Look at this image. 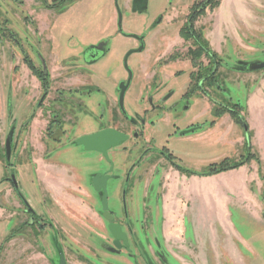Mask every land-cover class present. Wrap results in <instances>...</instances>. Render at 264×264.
<instances>
[{
	"label": "rangeland",
	"instance_id": "1",
	"mask_svg": "<svg viewBox=\"0 0 264 264\" xmlns=\"http://www.w3.org/2000/svg\"><path fill=\"white\" fill-rule=\"evenodd\" d=\"M126 1L71 0L69 7L60 10L58 15L52 11L37 17L40 34L43 33L41 37L32 34L33 29L23 22L32 4L31 0H26V9L13 0H0V25L5 33H0V191L5 190V205H0V244L22 211L18 196L4 181L5 177L13 175L27 202L32 203L38 212L46 216L53 215L60 231V235L55 236L56 241L63 250L67 264H129L125 256L113 257L106 251L105 246L111 239L103 227L104 221L100 222L94 217L101 224V234L104 236L98 237L90 229L95 227L94 220L88 218L91 212L89 208L79 206L77 199L71 196L64 199L66 195L62 189L49 187L46 180L54 178L56 172L70 171L69 168L85 178L88 172L100 166L98 153L85 151L81 146L71 143V132L92 133L107 125L120 130L126 127L116 106L117 86L121 78L127 77L123 58L127 51L138 47V42L132 36L138 34L144 35V49L133 52L127 59V68L132 76L123 107L132 114L145 109L149 105L148 99L155 93L162 97L159 102L162 111L149 113L146 119L156 124L149 132L153 138L151 146L160 148L165 144L167 134L173 131L172 123L182 128L189 122L202 125L205 121H215L221 119L222 113L217 112L214 102L224 105L236 103L245 120L246 129L237 123L232 114L227 113L235 123L233 130L228 124L218 127L214 135L196 129L187 134L192 135V139L183 138L187 135H174L167 146L183 167L197 173L204 172L210 165L244 162L208 176H194L198 178L192 180L188 176L176 174L166 165L163 169V185L155 183L151 199L148 200L142 196L145 170L152 161L159 168L162 160H159L154 147L151 155L140 161L143 149L148 144L140 138L135 140L129 137L107 152L118 173L123 174L132 163H136L128 181L121 182L122 188L129 191L127 209L130 213L133 211L135 216L137 212L141 213L144 223L150 222L151 226L157 223V228H162L158 234L170 264H264V126L262 129L252 125L249 127V120L256 122L260 117L249 110L247 105L249 93L264 79V68L249 70L246 67V64L264 61V0H217L214 6L208 3L202 8L196 25L208 43L212 37H217L219 41L224 34L228 36L230 33L229 37H224V40L212 47L213 51L216 50L215 60L220 63L215 72L217 83L209 87L206 97L195 91L186 94L192 69L189 61L173 59L167 63H158L169 45L178 40V31L187 19L190 6L201 0H150L142 13L127 12ZM31 8L35 10L37 6ZM159 18L161 21L157 24ZM119 19L122 34L116 32ZM4 20H7V24ZM10 30L18 33L23 41L30 42L33 47L29 48V52L35 61H38L40 50L37 42L44 37L55 55L77 62L78 66H84L83 59H78L83 55H78V52L87 42H96L102 38L111 43L113 50L110 58L97 68L100 70L95 72L94 77L79 70L73 75L72 82H86V85L77 87V110L65 111L62 115L71 117L76 113L78 119L65 124V128L69 127L70 130L60 142H52L49 164L43 166L45 173L40 172L39 176L32 167V156L28 150L16 160L13 149L9 159H6L2 150L1 143L6 141L5 135L10 129L13 140L20 139L24 144L29 145L35 137L28 135L31 133L29 124L24 125L32 113L31 108L23 105V116L21 113V116L17 115L14 108L12 116L16 119L8 117L4 110L9 97L13 107L22 99L20 78L29 87L31 83L22 65L20 49L6 36ZM69 41L77 43L71 52L67 50ZM73 56L78 58L74 60ZM177 71L181 72L176 74ZM65 77L69 78L70 75ZM170 92L171 96L165 100ZM23 100L27 102V99ZM31 129L33 131V127ZM27 130L29 132L25 133ZM242 136L246 139L245 146L237 143V137ZM243 165H247L245 188L237 185L236 175L216 176ZM205 177L209 178L202 179ZM113 185H116V181H109L108 186ZM189 185L191 193L187 191ZM69 190L75 198L83 196L85 200L89 199L73 187ZM50 193L63 198L76 217L66 215L57 203L51 206L53 200ZM108 205L122 215L119 196L110 198ZM97 209H100L98 205ZM144 211L153 214L146 219ZM79 212L88 214L86 221ZM57 215L62 219L59 220ZM13 232L14 238L5 243L0 253L2 264H58V252L49 242L51 235H48L47 230L40 234L34 232L33 242L21 230ZM83 249L86 250L84 253L89 254L85 260L81 257Z\"/></svg>",
	"mask_w": 264,
	"mask_h": 264
},
{
	"label": "flooded vegetation",
	"instance_id": "2",
	"mask_svg": "<svg viewBox=\"0 0 264 264\" xmlns=\"http://www.w3.org/2000/svg\"><path fill=\"white\" fill-rule=\"evenodd\" d=\"M13 1H15L20 6L25 7L24 9H26V0ZM70 1L71 0H31L32 4L30 5V9L28 10L26 16H24L26 22H23L24 24L29 25L30 29H33L32 34L42 37L43 33L40 34V22L38 21L37 17L46 14L44 12L49 13L52 11L55 12L54 14L58 15V12L60 10L69 7ZM134 1L138 0H132V2ZM200 2H202V0L199 2H194L190 6L189 12L187 14V19L185 20V22H183L178 31V40L172 42L169 45V47L167 48V52L164 53L163 57L158 60V63H167L168 61L173 59H184L186 61H189L192 69L189 72L188 92H186V94L195 91L201 94V96L206 97L208 96L209 87L217 83V80L215 78V72L217 71V67L219 66L220 62L218 61L217 63H214L213 58L209 55L214 51L209 45L207 39L202 36L200 28H198V26L196 25V19L199 14L192 19L193 12L200 11L201 7L197 5ZM33 6H37V9H32L31 7ZM130 8L127 10L125 6V10L127 12L142 13L146 10L147 6L145 4L144 6H142V8L135 9L134 5H131ZM160 21L161 20L159 18L156 23L158 24ZM4 22L5 24H7V20H4ZM48 22L51 24L50 19H48ZM120 24L121 21L119 19V28L118 30H116L118 34H122ZM3 30V27L0 25V33L5 34ZM9 33L10 34L6 36L8 37V40L11 41V43H14V45L20 49V52L22 54V65L25 66L28 75L27 77L30 79L31 83L29 87V85H25V82H22L23 80L20 78L19 90L21 92L20 95L22 99L20 98V100L13 107L11 98L9 97L6 102V107H4V110L6 112L5 114H7L8 117H13V119H16L14 115L12 116L14 108L16 109L15 111L18 112L17 115L21 113L22 116L25 115V113L22 111L23 105H26L27 108H31L32 113H30L28 120L25 119L26 121L24 125L27 126V124H29L28 129L32 134L30 133L28 135L35 136L34 141L29 142V145L26 143L24 144L23 141L20 142V139L13 140L12 129H10L5 135L6 141L8 140L9 143V157L12 149L14 150L15 160L18 159L19 156L25 152V150H28L29 154L32 156V167L39 176L40 172L45 173V168L43 166L45 164H49V151L51 150L52 142H60L61 138L64 137L65 134L70 130L69 127L65 128V124L70 123L72 119H78L77 117H75L76 113L71 117L62 115L63 113H65V111L77 110V103H79L78 98L76 96L79 94V88L77 87L81 85H86V82H72L74 79L73 75L79 70L82 71V73H86L94 77L95 72L100 70L97 68H99L106 61L107 58H110L113 50L111 47V43L103 41L102 38L98 39L96 42H87L86 44H84V48L78 52V55L81 54L83 56L79 58L78 56L72 57V59L74 60H76L77 58L83 59L84 66H78L76 64L77 62L73 63L66 59H61V57H59L57 54L55 55L54 52L51 51L48 43L46 42L47 38L44 37L43 39L41 38L37 42L40 50L37 54L38 61H35V59H33L29 52V48L33 47L30 45V42L23 41L22 38L18 35V33L13 30H10ZM132 36L138 42V47L127 51V53L124 55L123 65L127 69V77L121 78V81L117 86L118 97H116V106L120 112V119L124 120L126 127H123V130H120V128L107 125L105 128L92 133L76 134L74 132V134L73 132H71V143L81 146L85 151H93L98 153L100 166L98 167V169L92 172H88L85 178L76 173L74 169L69 168L70 171L66 170L65 172H56V175H54L55 177L49 180L47 178L46 182L48 183L49 187H60L62 189L61 191H63L66 195L64 199L68 198V196H71L74 199H77V201L79 202V206H82L83 208H89L91 212L87 213L91 216L89 215L88 217V214L82 212H79V215L81 214L82 218L84 217V220L86 216L88 218H91V220H94L95 229L92 227L90 229L91 232H93L98 237L104 236L101 234V224L97 223L94 217H97L100 222L102 220L104 221L103 227L109 234V237L111 239L110 243L105 246V249L113 257L125 256L129 264H170L169 260H167L166 258L164 246L163 243H161L158 234L160 230L162 231V228L158 229L157 223L153 224V226H151L150 222L144 223L142 218L140 217L141 213L137 212L135 216L133 211L132 213H130L131 211L129 210V208L127 209L126 201L129 191L122 188L121 182L128 181L130 172L135 168L136 163H132V165L128 169H126L123 174L118 173L115 169L114 164L112 163V161L109 160L107 155V152L110 149L118 147L129 137L135 140H138L140 138V140H144L148 144L143 149L140 161L144 157L151 155V152L155 147L154 145L151 146L153 138L149 135V132L156 124L154 121H147L146 119L149 113H155L156 111L162 109V104H159L162 97L159 94L155 93L153 97H151V99H148L149 105L145 109L138 112L135 111L132 114L126 112L123 107V100L126 91L130 86L132 76L131 71L127 68V59L133 52H139L144 49V35L135 34ZM203 42H205L206 45ZM76 44L77 43L75 42L70 43L69 41V49H67L68 52L73 51L76 48ZM140 47H142V49L138 50ZM92 64H96V67H88ZM180 72L181 71H177L176 74H179ZM68 75H70L69 78L65 77ZM64 81H66L65 84ZM125 85L127 86L123 92L122 105H120L119 97L121 93V87ZM96 87L100 88L99 85H96ZM170 96L171 92L166 96L165 100L168 99ZM23 98L27 99L26 103ZM214 103L217 112L222 113V115L227 113H233L234 118L237 120V123H240L246 129L245 120L243 118L240 108L236 103L232 105H224L218 102ZM214 124V120L205 121L202 125H199L194 122H189L186 123L182 128L177 126L175 123L171 124V126L173 127V131L167 134V137L164 139L165 144L162 145L160 148L155 147V152H157L159 160H162V162L159 163V168L156 167L157 163L152 161V163L145 170V175L143 176L144 179L142 182L143 198L148 200L151 199V192L153 191L155 183L158 182L159 186L163 185V169L166 165L176 174L188 176V178L194 176H208L198 175L195 170L183 167L177 161V157L174 152L167 145L168 143H170V138H172L174 135L185 136L196 131V129H201L205 132V134H207V131L212 129ZM31 127H33V131H31ZM106 129H114L118 132L123 133L126 136V138L119 144L108 148L106 150V155H104L98 150H87L82 144L77 143V139H79L80 137L95 134ZM28 132L29 131L27 130L25 133ZM183 138L192 139L193 136L187 135ZM6 141H2L1 143L2 150L4 151L5 155ZM9 157H7L6 155V159H9ZM208 167H206V169ZM12 176L13 175L5 177L4 181L8 183V185L13 189L12 191L18 196L21 203L19 204V207H21L20 209H22V211L21 213H19L20 216L19 218L17 217V221L14 222V224L11 226V230H9L5 237H3V241L0 244V253L2 252L5 243L11 241L14 238L15 234L14 232L12 233L13 230H21L24 235H28L29 240L31 242H33L32 234L34 232L40 234V232H44L47 230L48 235H51L49 242L52 243V245L56 249V252H58L57 256L59 264L60 254H63V250L59 248V245L56 241L55 236H59L60 231L54 222L53 215L46 216L43 213L38 212L34 208V205L32 203H28L27 200L22 196L20 190L18 189V182L15 180V178L13 179ZM96 176H98L99 179L94 181V178ZM103 178H105V184H103ZM111 180L116 181V185L109 187L108 183ZM82 181H84V183H82ZM43 182L45 181L43 180ZM70 187L75 188L77 191L81 192L84 196L88 197L89 199L85 200L83 196H78V198H75L71 193L72 191L69 190ZM104 195H106L107 211L111 216L110 220L105 218L103 215L102 199ZM50 196L53 200V202L50 201L51 206L57 203L59 204V209L64 211L66 215L76 217L74 214L71 213V211L69 210V205H67V203L63 201V198H60L53 193H50ZM118 196L123 207L122 215H119V213L117 214V212H115V210H112L108 205L110 198H117ZM0 197V205L4 206L5 190L0 191ZM92 202H94L93 207ZM97 205L98 207H100L99 210L97 209ZM151 214L153 213L149 211L143 212V216L146 219H148ZM57 216L59 217V220L62 219L59 215ZM57 222L59 221L57 220ZM110 223L117 225L120 231L125 234L126 244L122 239L115 241V238L112 236L109 230ZM60 229L64 230L63 227H61ZM97 247V252H99L100 245H98ZM84 248H86V246ZM83 250V255H81V257L83 260H85L86 256H88L89 254L88 252L84 253L86 250ZM151 252L153 257L151 255ZM50 261L52 262V260ZM1 262L3 261H0V264H2Z\"/></svg>",
	"mask_w": 264,
	"mask_h": 264
},
{
	"label": "crops",
	"instance_id": "3",
	"mask_svg": "<svg viewBox=\"0 0 264 264\" xmlns=\"http://www.w3.org/2000/svg\"><path fill=\"white\" fill-rule=\"evenodd\" d=\"M149 1L150 0H138V1L132 2V0H127L125 3V6H126L127 10L130 8L131 5H134L135 9H139V8H142V6H144L145 4H146V6H148ZM237 2H238V0H237ZM235 34L238 35L237 32H235ZM226 36H227V34H224V37H226ZM229 36H230V33L227 37H229ZM224 37L219 38V41L224 40ZM235 38L236 37H234V39ZM208 40H209V43H211L210 44L211 48L215 47L216 44H219L217 37H215V38L212 37V39L210 38ZM239 43H243V42L239 41ZM214 51L216 52L215 49H214ZM88 67L95 68L96 64L89 65ZM247 105H248L249 110L255 112V114H257L260 117V119H257L256 122H252L249 120V127L252 125L254 127H258V129H262L264 126V79L260 80V84L254 86L253 90H251V92L249 93L248 98H247ZM247 122H248V119H247ZM222 124H228L229 128L232 130L235 128V123H234L233 119H231L228 114H223L221 116V119L215 120V124H214L213 128L208 130L207 134L214 135L215 130L218 129V127L222 126ZM237 138H238L237 143L245 146V140L246 139L243 136L237 137ZM246 167H247V165H243L237 169H232V170L221 172V173L217 174L216 176H221V175H225V174H231L234 176L236 175L237 181H238L237 185H241L242 188H245V186H246ZM192 178L197 179L198 177H191V180H192ZM208 178L209 177H205L202 179H208ZM188 187L189 188H187V191L189 192L190 190H192V188H191V185H189ZM189 193H191V192H189Z\"/></svg>",
	"mask_w": 264,
	"mask_h": 264
},
{
	"label": "water",
	"instance_id": "4",
	"mask_svg": "<svg viewBox=\"0 0 264 264\" xmlns=\"http://www.w3.org/2000/svg\"><path fill=\"white\" fill-rule=\"evenodd\" d=\"M142 47H140L138 50H141ZM126 59V58H125ZM247 69L249 70H255V69H261L264 68V61L259 63H249L246 64ZM127 85L121 87V93L119 97L120 105H122V96L123 92L125 90ZM126 138V136L118 132L114 129H106L103 131H100L95 134L87 135L80 137L77 139V143L82 144L85 149L87 150H98L102 152L104 155H106V150L112 146H115L119 144L121 141H123ZM6 155L9 157V143L8 140L6 141ZM14 179V177L12 176ZM98 176L94 178V181H96ZM103 184H105V178L102 179ZM102 209H103V215L108 220L111 219L110 214L107 211V201H106V195L103 196L102 199ZM109 230L112 234V236L115 238V241L123 240L126 244V236L124 233H122L117 225H114L112 223L109 224ZM59 264H66L65 258L63 254H60V260Z\"/></svg>",
	"mask_w": 264,
	"mask_h": 264
},
{
	"label": "trees",
	"instance_id": "5",
	"mask_svg": "<svg viewBox=\"0 0 264 264\" xmlns=\"http://www.w3.org/2000/svg\"><path fill=\"white\" fill-rule=\"evenodd\" d=\"M208 3H211V4L214 6L215 4H217V0H204V1L200 2L199 4H197V5H199V6L201 7V8H200V11H195V12H193V14H192V19H193L195 16H197L198 14H200L202 8H203L206 4H208ZM203 43L206 45L205 42H203ZM209 55L213 58V62H214V63H217V62H218L217 60H215V56H216V54H215L214 52L210 53ZM232 115L234 116L233 113H232ZM245 126H246V125H245ZM243 162H244V160H243V161H240V162H236V163H234V164H232V165H228V164H222V165H219V166H213V165H210V166H209L204 172L197 173V174H198V175H210V174H214V173H217V172H220V171L226 170V169H228V168H234V167H237V166L241 165Z\"/></svg>",
	"mask_w": 264,
	"mask_h": 264
}]
</instances>
